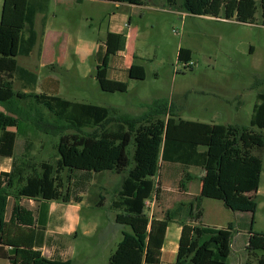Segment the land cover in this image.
I'll return each mask as SVG.
<instances>
[{
    "label": "trees",
    "instance_id": "1",
    "mask_svg": "<svg viewBox=\"0 0 264 264\" xmlns=\"http://www.w3.org/2000/svg\"><path fill=\"white\" fill-rule=\"evenodd\" d=\"M144 5L145 0H111ZM177 10L217 19L254 23L260 15L264 23V0H166ZM50 0H4L0 20V156L12 158L10 171L0 173V244L10 247L12 264H72L59 256L47 257L37 248L36 238L44 225L34 211L20 203V198L70 203L74 196L71 188L64 191L63 172H81L85 181L94 173L129 171L111 205L122 211L116 221L129 227L111 254L108 264H158L169 222L180 218L183 226L175 264H229L235 224L225 227L202 223L204 198L222 200L235 212L252 215L247 248L250 255L264 264V232L253 230L258 208L256 197L244 193L257 192L261 185L263 159L254 151L264 147V92L257 95L249 127L209 123L177 118L170 113L166 120L141 124L134 134L123 122L100 134L86 133L96 129L111 116L102 105L72 101L60 96L59 81L46 77L42 90L37 92L39 75L19 64V56H29L39 40L36 19L42 14V34L45 33ZM107 52L97 66L96 78L100 88L107 92H125L124 82L107 76L109 56L124 50L123 33L108 34ZM193 50L181 47L178 59L192 61ZM129 74L134 79H145L146 69L133 63ZM20 83L16 90L15 82ZM47 86V88H45ZM22 101L40 105L54 115L52 129L58 136L59 160L53 164H35L30 147L21 158L16 157L18 130L24 111ZM160 112L167 111L164 102L155 103ZM33 106V107H34ZM31 108V107H30ZM125 119V118H123ZM130 120V119H126ZM134 123L135 120H130ZM75 130L74 133H68ZM135 141L133 161L128 149ZM172 163L185 168L203 169L201 190L185 207L180 203L167 209L163 218L147 212L148 201L159 192L160 171ZM186 180L192 176L185 171ZM182 181L181 185L185 186ZM10 197L15 199L12 215L7 220ZM81 202V197H75ZM104 197H102L103 199ZM102 205V203H100ZM246 216V215H244Z\"/></svg>",
    "mask_w": 264,
    "mask_h": 264
},
{
    "label": "rangeland",
    "instance_id": "2",
    "mask_svg": "<svg viewBox=\"0 0 264 264\" xmlns=\"http://www.w3.org/2000/svg\"><path fill=\"white\" fill-rule=\"evenodd\" d=\"M145 5L147 7L139 9L134 17V25L127 31L129 43L126 51L120 52V56L110 57L111 75L126 83L125 92H107L100 88L95 77L96 55L84 64L76 58L77 67L63 66L59 72H50L48 75L59 81L60 96L72 101L102 105L111 111V116L104 124L84 131L100 134L104 129H112L118 122H123L126 129L134 134L141 124L166 120L172 112L177 118L186 120L249 127L257 95L264 92V23L260 15H257L254 23H243L236 20L223 21L225 18L217 19L207 15H192L171 8L166 0H145ZM112 10H117L114 4L102 1H87L77 5V19L81 26L79 38L96 41L100 37V31L106 28ZM119 10L123 12L125 8ZM87 14L91 16L90 19L86 17ZM56 15L58 18L62 17L57 11ZM182 46L193 50V66L179 61L178 52ZM134 49L143 57L137 61L146 69L143 80L128 79L120 70L128 64ZM36 54L35 51L34 58ZM26 60L24 56L18 57V62L23 67ZM27 68L40 71L37 90L41 91L46 73L39 69V63ZM15 88L20 90L18 81L15 82ZM157 102L166 104L165 113L158 110L159 106L155 104ZM33 106L30 101L19 104L24 117L20 119L16 157L21 158L26 152L25 148L29 146L35 164H55L59 160L57 144L60 136L52 129L54 115L40 105ZM0 110L5 111L1 102ZM126 119L137 121L133 123ZM255 128L264 134V129ZM74 132L76 131H68ZM134 150L133 139L128 149L131 164ZM254 153L262 157L264 163V147ZM185 171L192 176L191 180H186ZM128 172L94 173L86 181L81 172L74 173L72 180L68 178V171L63 172L64 191L70 187L74 198L72 204H59L63 205V212L73 211L78 207L83 222L79 235L70 239L75 247V263H88L85 255L96 263L94 259L99 253V247H102V257L117 248V240L123 236L122 228L117 226L114 235H106L103 230L109 227V219L114 218L115 213H122L114 209L111 202ZM203 173V169L197 167L185 168L172 163L163 165L160 177L157 178L160 180V190L156 197L148 201L147 212L162 214L181 202L187 207L200 191ZM182 181L186 182L185 186L181 185ZM245 195L256 197L258 208L253 230L264 232V167L259 190L246 192ZM76 196L84 199L85 203L77 206L74 203L77 202ZM99 200L102 205L97 203ZM13 201L14 198L10 201V208ZM202 209L208 224L219 227L227 226L229 222L235 224L230 264L240 260L243 264H258L257 257L250 255L247 248L252 225L250 213L235 212L225 206L222 200L213 198H204ZM92 221L95 222L92 227L94 230L86 234L85 230Z\"/></svg>",
    "mask_w": 264,
    "mask_h": 264
},
{
    "label": "crops",
    "instance_id": "3",
    "mask_svg": "<svg viewBox=\"0 0 264 264\" xmlns=\"http://www.w3.org/2000/svg\"><path fill=\"white\" fill-rule=\"evenodd\" d=\"M87 1H102L107 4H114L117 8L116 11L112 10V13H109L107 26L104 30L100 31V37L96 41L86 40L83 38H79L78 36L81 26L80 22L77 19L76 6L84 4ZM3 2L4 0H0V20L2 16ZM145 6V4L137 5L124 2H115L111 0H51L48 21L44 34H42L41 25L43 15L39 14L37 16L36 29L38 33H41V36L39 33L40 41L38 40L37 45L29 56H24L27 58V60L25 61L26 66L24 65V67H34L35 65H37V63H39V69H42V73H46L48 77L50 72L51 74L57 73L60 71V69L63 68V66L71 68L77 67L76 58L81 64H84L90 57H93L95 55L97 56L98 66L107 52V45L105 42L107 40L108 34L110 32L123 33L126 36L125 48L124 50H121L116 54H111L109 56V67L107 70L108 78L121 81L120 79L114 78L111 75L110 70L112 69V66L110 65V57L112 55L120 56L122 55V52L126 51L129 43V33L127 31L134 25V17L137 16L139 9L144 8ZM66 7H69V10H66ZM120 8H125V10L121 12L119 10ZM56 11L59 12V14H62L61 18H58V16L56 15ZM86 17L90 19L91 16L87 14ZM223 21L231 20L224 19ZM126 27H128V29ZM35 51L37 54L34 58L33 56ZM123 57L125 58V55ZM142 59L143 57L138 55L137 50L134 49L132 51V57L128 64H125L123 68L120 69L124 73L126 78L134 79L129 74V68L133 63H138L137 61ZM30 69L36 71V73L39 75L40 71L38 69ZM37 92H39V90H37ZM11 168L12 158L0 156V173L10 171ZM199 192L195 195L199 194ZM12 198L13 197H10L8 200L6 213L7 220L11 218L13 206L15 204L14 199L10 208V201ZM20 203L26 206L28 209L34 211L35 216L39 217L40 221L44 225V230L42 231V233H39L35 240L37 248L41 249L43 254L47 257L59 256L63 259L71 260L72 264H77L74 261L75 247L73 242H70V239L71 237H77L79 235V231L81 230V227L83 225L82 216L79 215L80 209L78 210V207H76V209H74L73 211L70 210L63 212V205L59 204V202L57 201L33 200L25 197H22L20 199ZM74 203H76L77 206H81L85 203V200L83 199L81 202ZM97 203L99 204L100 200ZM69 204H72V202H70ZM117 213H115L114 218L112 217L111 219H109V227L104 228L103 233H105L106 235L108 233L113 234L117 226H120L122 228V233L125 229L128 230L129 227H125L123 224H120L116 221ZM163 213L155 214V216L163 218ZM150 215L153 216L154 213H151ZM94 223L95 222L92 221L90 224H88V228H86L85 230L86 234H90L93 232L94 229L92 227H94ZM202 223L210 226H216L208 224L205 221L204 213L202 217ZM182 230L183 226L180 220L175 219L169 222L165 236V242L162 248L161 261L158 264H175ZM120 240H117V245ZM9 252L10 247L0 244V264H12L11 255ZM112 252L113 251H111L108 255L105 254L102 257V247H99V253L94 261H96V263L98 264H108ZM85 260H87L88 263L79 264H96L95 262H91L90 258H86V255ZM235 264H243V261L240 260V262H236Z\"/></svg>",
    "mask_w": 264,
    "mask_h": 264
},
{
    "label": "built area",
    "instance_id": "4",
    "mask_svg": "<svg viewBox=\"0 0 264 264\" xmlns=\"http://www.w3.org/2000/svg\"><path fill=\"white\" fill-rule=\"evenodd\" d=\"M185 64H187V66H193L194 62L193 61H189L188 63H185Z\"/></svg>",
    "mask_w": 264,
    "mask_h": 264
}]
</instances>
